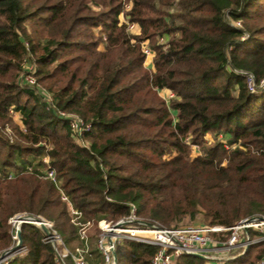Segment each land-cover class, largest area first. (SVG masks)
I'll list each match as a JSON object with an SVG mask.
<instances>
[{
    "label": "trees",
    "instance_id": "obj_1",
    "mask_svg": "<svg viewBox=\"0 0 264 264\" xmlns=\"http://www.w3.org/2000/svg\"><path fill=\"white\" fill-rule=\"evenodd\" d=\"M123 12L139 34L121 22ZM23 72L37 84L22 82ZM263 79L264 0H0V251L12 243L9 218L22 211L49 219L65 244L75 241L63 193L86 219L118 220L131 203L164 227L198 215L227 227L264 217ZM164 88L174 96L164 98ZM57 109L92 123L82 136L88 146ZM194 146L200 153L191 157ZM49 167L59 184L41 176ZM46 235L23 223L28 251L9 264H59ZM156 251L124 240L115 264H152ZM263 256L261 241L218 264ZM207 263L188 254L175 260Z\"/></svg>",
    "mask_w": 264,
    "mask_h": 264
},
{
    "label": "built area",
    "instance_id": "obj_2",
    "mask_svg": "<svg viewBox=\"0 0 264 264\" xmlns=\"http://www.w3.org/2000/svg\"><path fill=\"white\" fill-rule=\"evenodd\" d=\"M133 2L125 3V10L132 9ZM120 20L126 23L131 32H139L140 26L138 23L130 20V15L125 12L121 13ZM238 25L240 22H236ZM160 43L166 44L169 37L162 36L159 38ZM142 49L146 54V60L154 57L155 51L146 40L142 43ZM153 59V58H152ZM147 65V64H146ZM30 63H26L27 70L33 71ZM149 66V65H147ZM21 81L27 84L36 85L37 81L33 74L23 72ZM264 84V79L261 81ZM247 84L251 91L257 90L256 79L252 74L247 76ZM172 92V91H171ZM44 95L48 101L47 110L53 107L51 93L43 90ZM171 94L174 95L172 92ZM11 113L21 122L20 114L11 109ZM58 115L69 120L74 137L79 144L88 146V142L83 140L84 133L90 131L92 123L87 121L82 116L71 113L62 109H57ZM10 130V129H8ZM43 160L49 164L50 158L44 156ZM29 170L32 168L29 166ZM2 171L0 170V176ZM15 172L8 174L9 178H14ZM45 179H50L56 184H59L57 174L51 167L47 168L41 173ZM63 199L69 202L70 210L75 219L79 220L83 217L80 210L73 207L69 198L63 193ZM11 237L15 246H12L4 251H0V264H9L10 261L27 250V247L21 243V225L23 223H33L48 229L45 241L51 242L57 252V262L63 264L61 255L57 251L56 246L62 241L61 235L53 227V223L44 216L35 217L26 212L16 213L10 217ZM79 223V222H77ZM92 225V221L88 220L80 229V236L83 244L77 247L75 252H71L74 259L73 264H91L85 257L89 251L88 234L86 227ZM101 232L98 238V249L104 259V264L116 263V246L124 240L137 241L145 244L154 245L157 251L153 256L152 264H175V260L181 255H200L208 263L218 264L230 259L234 252L240 250H247L249 246L264 241V217L248 216L237 221L233 226L209 225L204 223L189 224L179 227H164L155 223H148L139 220L137 210L133 203H131V212L129 215L120 218L118 221L112 222L107 219L99 221ZM255 232L254 236L251 232ZM13 247H15L13 249ZM11 249V250H10ZM9 251V252H8ZM259 264H264V256L261 258Z\"/></svg>",
    "mask_w": 264,
    "mask_h": 264
},
{
    "label": "rangeland",
    "instance_id": "obj_3",
    "mask_svg": "<svg viewBox=\"0 0 264 264\" xmlns=\"http://www.w3.org/2000/svg\"><path fill=\"white\" fill-rule=\"evenodd\" d=\"M95 8L98 9V7H96V6H95ZM128 31L131 32L129 29H128ZM131 33L139 34V32H136V33L131 32ZM101 48H104V45H101ZM152 58H154V57H151V58L147 59L146 60V64L149 65L148 66L149 68L153 69V59ZM30 65H32V64H30ZM30 67L33 68V66H30ZM171 93L172 92L170 90L166 89V88H164V89H162L160 91V94L166 99H170V98H172L174 96ZM12 117L15 120V122L21 124L20 121L18 120V118L14 116V114H12ZM7 133L12 134L11 130H7ZM207 139L211 142L212 141V135L211 134L207 135ZM223 139H225L224 136H223ZM199 153H200L199 148L197 146H194L193 150H192V153H191V157H195ZM22 212H26V211H22ZM22 212H17V213H22ZM71 216H72V220L71 221L76 226V229H77V239L75 241H73L70 245H67V244H65V242H64V240L62 238V241L59 243L58 246H56L57 251L61 255V260H62L63 264H73L74 263V259L72 258V254L69 251H67V249L70 250L73 253V252H75L77 247H81L82 246L83 241H82V238L80 236V229L83 226V224H85L88 220L92 221V225H88V227H86V231H87V234H88V244H89L88 248H89V251H88V253L85 254V257L88 259V261H90L91 264H104V259H103L102 255H101V253H100V251L98 249V238H99V233L101 232L100 226H99V221H101L103 219H98L97 217L95 219H86L85 217H82L81 219H79V220L75 219V221H74V215L72 214V212H71ZM137 216L139 217V220H141V221L148 222V223H153V222H149V220L147 218H145L144 216L138 215V213H137ZM245 217H248V215L244 216L243 218H245ZM118 220H108V221L115 222V221H118ZM77 222H79V223H77ZM199 223L207 224L202 219L201 215H198L195 219L187 218L183 222L179 223L177 226H174V227H179V226L189 225V224H199ZM82 228H85V227L83 226ZM169 228H173V227H169ZM252 235L254 236V234H252ZM12 246H15V244L13 243V240H12L11 245L8 248H10ZM8 248H6V249H8ZM27 251H28V248H27L26 251H24L22 254H19L18 256L25 255L27 253ZM246 251L245 250L236 251V252L233 253L231 258L238 257L239 255L244 254ZM260 260L261 259L256 260L255 263L259 264ZM56 262H57V260H56ZM206 262H208V261H206ZM207 264H210V263H207Z\"/></svg>",
    "mask_w": 264,
    "mask_h": 264
},
{
    "label": "water",
    "instance_id": "obj_4",
    "mask_svg": "<svg viewBox=\"0 0 264 264\" xmlns=\"http://www.w3.org/2000/svg\"><path fill=\"white\" fill-rule=\"evenodd\" d=\"M43 228L46 230V231H48V229L46 228V227H44L43 226ZM20 239H21V243H22V238H21V236H20ZM15 247H13V249H14ZM11 250V249H10ZM9 252V251H8ZM116 255V254H115ZM195 256H198V257H201L200 255H195Z\"/></svg>",
    "mask_w": 264,
    "mask_h": 264
},
{
    "label": "crops",
    "instance_id": "obj_5",
    "mask_svg": "<svg viewBox=\"0 0 264 264\" xmlns=\"http://www.w3.org/2000/svg\"><path fill=\"white\" fill-rule=\"evenodd\" d=\"M151 66V65H150Z\"/></svg>",
    "mask_w": 264,
    "mask_h": 264
}]
</instances>
